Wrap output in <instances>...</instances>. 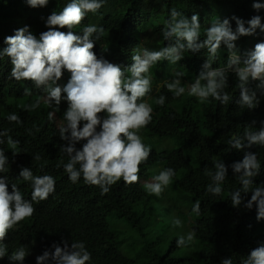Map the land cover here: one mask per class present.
<instances>
[{"label":"trees","instance_id":"obj_1","mask_svg":"<svg viewBox=\"0 0 264 264\" xmlns=\"http://www.w3.org/2000/svg\"><path fill=\"white\" fill-rule=\"evenodd\" d=\"M68 2L70 0H49L46 7L31 8L25 0H0V49L7 47L5 37L13 35L16 29L25 25L39 37L41 32L47 31L45 20L51 12L62 11ZM259 2L264 3V0ZM252 3L253 0H105L98 13H88L82 24L73 31L82 34L85 25L103 26L105 31L96 41L93 51L98 57L103 56L112 63L127 67L132 63V52L137 45L154 51L169 43L163 40L162 31L172 8L184 13L189 19L193 14L199 15L202 41L206 28L218 19L222 21L228 18L233 30L236 28L235 20L231 19L233 16L248 21L254 15H259L264 24V9L257 13ZM58 30L68 31L67 28ZM262 41L264 32L259 29L255 35L241 37L237 41L241 59L250 51L252 43ZM206 55V49L195 54L186 51L184 59L173 64L184 71V80L181 81L183 86L194 81ZM226 61L227 52L225 46L221 45L220 58L213 63V67H223ZM158 66L167 71L173 68L168 61L158 63ZM11 67L10 58L0 60V131L10 129L9 134L13 139L20 141L17 150L21 151L13 158L7 143L0 145L9 157V171L5 173L9 177V191L11 183H16L24 198H31V182L18 179L20 166L31 168L35 176L51 175L56 184L55 192L48 199L33 202L35 213L32 217L9 231L4 241L9 255L24 245L30 254L23 264H36V256L42 255L45 250L54 251L51 247L53 243L63 246L62 241H68L69 245L71 242L83 241L92 254L91 264H220L221 259L227 257L232 258L233 264H241L251 250L258 246V242H264V219L257 221L255 205L251 210L245 209L243 204L239 208L231 205L228 193L240 187L231 167L228 168L227 179L221 185L222 194L214 196L206 192V186L211 180L204 175L205 166L215 171L213 162L218 159L230 166L235 161H241L246 151L256 153L261 163L259 175L253 178L254 186L264 183V147L253 145L237 151L231 150L227 144L232 135L243 136L246 125L256 121L251 129L256 131L260 121H264V96H260L259 92L260 104L254 110L240 108L235 103V99L239 98V90L234 74L229 73V87L226 89L234 100L226 106H221L211 98L205 104L198 103L191 96L173 98L164 84L151 100L153 120L143 129L144 134L151 140L175 138L179 145L175 150L163 151L158 155L152 150L149 159L140 165V180L148 182V169L155 164L161 170L168 167L176 170L177 175L173 179L177 184L174 201L190 209L195 219L192 227L196 229L195 239L203 246L197 258L180 261L160 255L154 244L141 247L133 258L120 253V234L110 227L109 218L116 216L141 231L147 226H153L155 215L152 214L153 209L148 212L151 203L147 192L140 183L125 185L122 180L105 195H101L98 186L85 184L82 177L77 183H72L63 167H56L61 159L64 162L68 159L60 152V146L67 142L60 139L58 132L61 123H66L63 113L67 109V102L62 100L60 111L56 112L57 118L53 117L50 121L49 113L54 110V106H48L42 99L45 94L36 89L32 81L17 82L9 79ZM69 77L70 73L67 74L65 70L58 81L61 88L66 85ZM255 83L249 87L255 88ZM25 88L32 91L30 96L25 95ZM159 95L167 98L162 107L154 103ZM38 98L41 103L37 109L31 112L24 110L26 105L34 103ZM179 105L184 107L180 111L175 109ZM12 113L17 114L23 123H10L7 116ZM33 125L40 131L36 132ZM28 129H32V135L28 134ZM83 143H77L76 147L81 148ZM37 153L42 157L40 161L33 159ZM251 195L252 192L247 193L246 200ZM196 200L201 202L200 215L192 212ZM176 240L170 253L176 251ZM0 264L21 262L10 261L5 256L0 259Z\"/></svg>","mask_w":264,"mask_h":264},{"label":"clouds","instance_id":"obj_2","mask_svg":"<svg viewBox=\"0 0 264 264\" xmlns=\"http://www.w3.org/2000/svg\"><path fill=\"white\" fill-rule=\"evenodd\" d=\"M25 2L31 8H37L46 7L49 0ZM104 3L105 0H70L62 11L51 12L45 20L47 31L41 32L39 37L25 25L16 29L13 35L5 37L7 47L0 49V60L7 57L11 61L8 78L17 82L32 81L35 88L45 94L42 99L48 106H54V112L49 113L50 121L54 113L60 111L62 100L67 102V109L63 113L66 123L58 127V132L60 139L67 142L60 146V152L68 159L67 162L61 159L56 167L62 166L72 183H77L82 177L85 184L98 186L101 195L108 194L112 186L121 180L125 185L140 181V165L149 159L152 152L151 146L145 144L139 135L140 130L153 120V107L144 98L152 92L150 70L158 62L177 64L184 59L186 51L195 54L206 49V60L193 82L183 86L179 78L183 73L179 72L176 79L164 81V86L173 94V98H180L187 93L200 104H205L211 98L221 106L229 105L234 100L226 91L229 73L234 74L238 82L239 98L235 99V103L240 108L254 110L260 104L257 93L264 96V41L256 43L252 50L244 54L243 59L237 46L241 37L255 35L257 29L264 32L259 15H254L248 21L233 16L231 19L235 20V30L228 18L222 21L218 19L206 28L201 41L199 15L193 14L189 19L184 13L172 8L162 31L163 40L169 43L154 51L137 45L132 52V63L125 67L103 56L98 57L93 51L96 41L105 31L103 26L88 24L82 27V34L73 31L82 24L88 13H98ZM252 8L258 13L264 9V3L253 0ZM64 28L68 31L58 30ZM221 45L225 46L227 61L223 67H213V63L220 58ZM65 70L70 73V79L61 88L58 81ZM253 82H256L255 88L249 87ZM31 94L32 91L25 88V95ZM166 99V96L159 95L154 103L162 107ZM40 103L41 99L38 98L26 105L24 110L31 112ZM7 120L10 123H23L15 113L9 114ZM255 123L253 121L245 126L243 136L232 135L228 139L231 150L240 151L253 145L264 147V121H260L258 130L252 131ZM33 127L36 132L40 131L35 125ZM10 131H0V145L7 143L14 158L21 153L17 150L20 141L13 139ZM27 131L29 135L33 134L32 129ZM81 141L84 143L78 149L76 144ZM33 159L40 161L42 157L37 153ZM8 164L9 157L0 148V174H4L0 175V259L8 256L10 261L23 264L30 254L27 246L21 245L9 255L4 241L10 230L34 215L33 202L44 201L55 192L56 181L51 175L35 176L31 168L20 166L18 179L31 182V198L27 200L16 183H11L9 191V177L5 175L9 171ZM213 166L215 171L209 170L207 166L204 168V175L211 180L206 192L214 196L221 195V185L227 179L228 168L231 167L240 184L238 189L228 193L232 207L239 208L243 204L245 209L251 210L255 205L257 221L264 219V183L253 184V178L261 170L258 155L246 151L241 161L229 166L218 159L213 162ZM176 175L175 169L165 168L154 175L151 182H145L143 188L148 194L160 197ZM249 192H252L251 198L246 200ZM200 209L201 202L196 200L192 212L200 215ZM171 224L174 228L183 227L178 217L171 218ZM195 238L196 229H192L186 235H179L176 245L178 248L189 247ZM62 244L53 243L51 247L54 251L45 250L42 255L36 256V264H91L92 254L83 241L71 242L70 245L68 241H62ZM220 264H233V260L231 257L222 258ZM241 264H264V242H258V246L251 250Z\"/></svg>","mask_w":264,"mask_h":264},{"label":"rangeland","instance_id":"obj_3","mask_svg":"<svg viewBox=\"0 0 264 264\" xmlns=\"http://www.w3.org/2000/svg\"><path fill=\"white\" fill-rule=\"evenodd\" d=\"M254 46L255 44L252 43L250 50H252ZM162 62L163 61H160L158 63L162 64ZM157 64L150 70L152 76V92L144 98L145 101L151 105V100L154 97V94L163 86L164 81L176 79V74L178 72L184 74V71L181 68H176L171 63L170 66L173 68L169 71L161 66L156 67ZM67 74H69V72H67ZM179 78L181 81L184 80L183 76ZM185 96H188L187 93H185ZM182 108L184 107L181 105L175 107V109L179 111ZM51 112H54V110ZM53 117L57 118L56 112ZM58 123L60 124V122ZM81 125H83V122H81ZM139 135L142 136L144 143L150 145L157 155L163 151L175 150L179 145L178 140L175 138L151 140L144 134L143 129L140 130ZM148 171L150 174L148 182H151L152 177L159 174L162 170L158 164H155L150 167ZM139 183L143 188L145 181L140 180ZM176 185L175 180H173L172 184L165 189L160 197L147 193L149 203H151V206L149 205L148 207V212L153 209L152 214L155 216L153 217V226H147L143 231L133 228V226L125 220L116 216L109 218L110 227L120 234L119 251L123 256L133 258L138 249L147 244H154L159 254L164 257L168 256L180 261H185L188 258H197V255L203 249V246L202 243L196 239L189 247H176V251L170 253V250L173 249L174 240L177 239L179 235H186L192 230L195 221L188 207L181 206L174 201ZM174 217L181 219L183 227H172L171 218Z\"/></svg>","mask_w":264,"mask_h":264}]
</instances>
